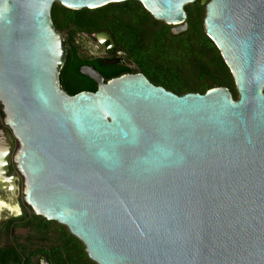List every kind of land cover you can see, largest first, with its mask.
<instances>
[{"label":"water","instance_id":"water-1","mask_svg":"<svg viewBox=\"0 0 264 264\" xmlns=\"http://www.w3.org/2000/svg\"><path fill=\"white\" fill-rule=\"evenodd\" d=\"M124 1L0 0V102L24 203L96 264H264V0H200L237 99L142 73L105 82L93 67L80 71L96 90L68 94L53 5ZM136 1L177 34L195 0Z\"/></svg>","mask_w":264,"mask_h":264},{"label":"trees","instance_id":"trees-1","mask_svg":"<svg viewBox=\"0 0 264 264\" xmlns=\"http://www.w3.org/2000/svg\"><path fill=\"white\" fill-rule=\"evenodd\" d=\"M136 0L108 3L94 9L74 10L55 3L51 17L61 33L71 27L80 30L111 31L120 26L125 44L135 64L128 72L142 73L155 85L178 95L204 93L221 86L237 99L233 77L219 50L203 28L204 5L200 0L187 4L186 29L174 34L171 25L154 19L140 5L144 21L137 23L129 16L128 7ZM69 37V36H68ZM65 38L66 60L59 73L60 86L68 94L95 91V82L78 71L71 39ZM108 80V79H107ZM23 212L0 224V264H96L87 255L84 245L68 229L55 221L34 214L21 202Z\"/></svg>","mask_w":264,"mask_h":264},{"label":"flooded vegetation","instance_id":"flooded-vegetation-1","mask_svg":"<svg viewBox=\"0 0 264 264\" xmlns=\"http://www.w3.org/2000/svg\"><path fill=\"white\" fill-rule=\"evenodd\" d=\"M128 11H132L130 6ZM137 19L135 22L144 23L145 17L140 15ZM103 32L108 36H104ZM122 33L120 26L117 25H113L111 31L80 30L76 27L68 29L65 38L69 36L71 39L70 46L74 50L78 71L81 73V68L93 67L102 75L105 82L123 74H135L128 72V69L134 68L135 64L125 44H121L120 39L125 38ZM95 85L97 87L96 82ZM17 145L18 142L11 130L4 124L3 105L0 102V199L17 204L22 213L23 200L13 202L19 196L20 177H22L14 161ZM3 209L13 214L8 209Z\"/></svg>","mask_w":264,"mask_h":264},{"label":"rangeland","instance_id":"rangeland-1","mask_svg":"<svg viewBox=\"0 0 264 264\" xmlns=\"http://www.w3.org/2000/svg\"><path fill=\"white\" fill-rule=\"evenodd\" d=\"M130 7H131L132 11H129V13H130L129 16L132 18L133 21L138 20L137 17L140 16L141 12H142L140 5L138 4V2H133L130 4ZM143 22H144L142 24L143 27H147L149 25V23H147L146 21H143ZM62 36L64 38L66 37V31H64L62 33ZM17 147H18V145L16 146V148ZM23 183H24V179H23V177H20L19 196L16 200L13 201L14 203H16L18 200H23V192H22ZM18 215H20V214H15V213L12 214L10 212L7 213L4 209H2V210H0V224L5 223L11 217H16Z\"/></svg>","mask_w":264,"mask_h":264},{"label":"bare ground","instance_id":"bare-ground-1","mask_svg":"<svg viewBox=\"0 0 264 264\" xmlns=\"http://www.w3.org/2000/svg\"><path fill=\"white\" fill-rule=\"evenodd\" d=\"M3 208L8 209L9 211L13 212V214L19 213V207L17 204H11L0 199V210H2Z\"/></svg>","mask_w":264,"mask_h":264}]
</instances>
